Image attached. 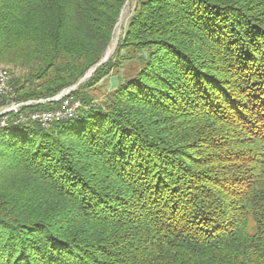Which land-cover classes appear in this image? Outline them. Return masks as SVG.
<instances>
[{"label":"trees","instance_id":"16d2710c","mask_svg":"<svg viewBox=\"0 0 264 264\" xmlns=\"http://www.w3.org/2000/svg\"><path fill=\"white\" fill-rule=\"evenodd\" d=\"M125 2L0 0L18 98L78 83ZM72 94L0 129V264H264V0H135Z\"/></svg>","mask_w":264,"mask_h":264},{"label":"built area","instance_id":"2783aa9c","mask_svg":"<svg viewBox=\"0 0 264 264\" xmlns=\"http://www.w3.org/2000/svg\"><path fill=\"white\" fill-rule=\"evenodd\" d=\"M11 80L10 71L0 65V129L6 127L10 121L32 122L47 128L54 122L75 117L81 107L79 98L72 94L75 86L49 98L20 100ZM51 103L56 105L47 107ZM42 106L45 107L41 108Z\"/></svg>","mask_w":264,"mask_h":264},{"label":"rangeland","instance_id":"374dc122","mask_svg":"<svg viewBox=\"0 0 264 264\" xmlns=\"http://www.w3.org/2000/svg\"><path fill=\"white\" fill-rule=\"evenodd\" d=\"M134 3H135V0H126V2L124 3V5H123V7L121 9L119 18H118L116 24L114 25V28H113V31H112L111 40H110V42H109V44H108V46H107V48H106V50L104 52V56L101 59V61L104 59L105 55L108 56V58H109L113 54V52L115 51L119 40L122 38V36H123V34L125 32V29H126V26H127L128 20H129V17L131 16V14L133 12ZM110 46L112 47V50L111 51H109ZM123 54H125V53L123 52ZM105 61H102V62H105ZM0 65H2L4 68H6V69L9 70V67L8 66H6L4 64H0ZM96 66H98V64H96L93 68H91L90 70H88L83 75V77L80 78V80L81 79L82 80L81 81L79 80L80 81L79 83L84 82L85 80H87L90 77V75L92 74V72L95 70ZM128 66H129L128 63L124 62L123 67L125 68V70L128 68ZM124 71H122V69H120L118 71L120 74L117 75L116 74L117 72H115L113 70L111 74H109L108 76H106L105 78H103L96 85L91 86L89 88H86V89L82 90L81 94L87 95L91 99V101H92L93 104L99 105V104L103 103L104 100H105V98H106V94L110 90H112L113 88H115L118 85V83L120 81L121 74ZM11 74H12V76L14 78L18 77V75H19L17 71H13V73H11ZM87 74H89V75H87ZM77 85L78 84L76 83L72 87L75 86L74 88H76ZM81 106H82V104H81ZM249 225H250V222H249Z\"/></svg>","mask_w":264,"mask_h":264},{"label":"water","instance_id":"95a60500","mask_svg":"<svg viewBox=\"0 0 264 264\" xmlns=\"http://www.w3.org/2000/svg\"><path fill=\"white\" fill-rule=\"evenodd\" d=\"M107 58H108V56L105 55V57H104V59H103L102 61H105ZM102 61L99 62L98 65H99L100 63H102ZM87 75H89V74H87ZM85 77H86V76H85ZM81 80H82V79H81ZM81 80H80V81H81ZM80 81H79V82H80ZM79 82H78L77 84H79Z\"/></svg>","mask_w":264,"mask_h":264},{"label":"bare ground","instance_id":"6f19581e","mask_svg":"<svg viewBox=\"0 0 264 264\" xmlns=\"http://www.w3.org/2000/svg\"><path fill=\"white\" fill-rule=\"evenodd\" d=\"M111 50H112V47L110 46L109 51H111Z\"/></svg>","mask_w":264,"mask_h":264}]
</instances>
